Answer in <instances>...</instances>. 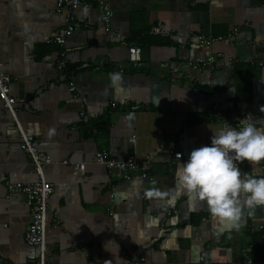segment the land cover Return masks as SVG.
I'll return each mask as SVG.
<instances>
[{
    "label": "crops",
    "instance_id": "crops-1",
    "mask_svg": "<svg viewBox=\"0 0 264 264\" xmlns=\"http://www.w3.org/2000/svg\"><path fill=\"white\" fill-rule=\"evenodd\" d=\"M103 1L113 36L99 19V0L69 13L54 11L57 0H0V72L11 77L15 99V119L0 99V264H33L38 255L23 238L30 210L5 186L39 178L19 149L21 133L51 159L42 171L52 188L46 264H131L134 257L141 264H264V229L257 230L264 208L245 212L235 228L183 195L174 210L144 196L153 179L175 191L177 166L225 125L239 128L251 116L264 127V68L247 63L264 50V0ZM68 24L74 30L61 47L53 38ZM202 37L234 63L196 68ZM132 46L141 49L139 68L128 61ZM61 60L67 65L59 69ZM117 72L122 79L114 82ZM98 151L146 162L151 177L108 174L94 162ZM239 168L253 173L247 161ZM254 174L264 176V161Z\"/></svg>",
    "mask_w": 264,
    "mask_h": 264
},
{
    "label": "clouds",
    "instance_id": "clouds-1",
    "mask_svg": "<svg viewBox=\"0 0 264 264\" xmlns=\"http://www.w3.org/2000/svg\"><path fill=\"white\" fill-rule=\"evenodd\" d=\"M112 80L119 82L120 73ZM247 161L253 173H242L239 164ZM264 161V127L247 116L239 121V128L225 125L214 133L210 146L191 151L187 162L175 172V191L161 190L153 179L144 190L148 200L175 202L183 195L189 205L204 204L211 217L221 224L241 227L244 213L255 215L264 208V176L254 174V168Z\"/></svg>",
    "mask_w": 264,
    "mask_h": 264
},
{
    "label": "built area",
    "instance_id": "built-area-1",
    "mask_svg": "<svg viewBox=\"0 0 264 264\" xmlns=\"http://www.w3.org/2000/svg\"><path fill=\"white\" fill-rule=\"evenodd\" d=\"M88 0H57L54 11L56 13H69L72 10L77 9V7L88 6ZM98 14L99 19L102 22L105 30L109 36H113V33L110 31L109 21L111 18V11L109 6L103 1L99 0L98 4ZM74 27L71 24H68L66 28L59 34L53 38V42L57 45L64 47L66 45L68 37L73 32ZM200 44L202 45L201 51L202 54L196 57L193 61V65L196 68L200 69H210L219 66H230L234 63V59L232 57H224L220 53H213L211 50V39L209 38H199ZM63 54V52H62ZM64 55V54H63ZM128 60L132 64L133 67H138L140 65V48L136 46H132L128 48ZM247 63L256 68H264V50L260 55H257L247 61ZM67 62L61 60L59 62L58 68L66 67ZM2 67V63L0 62V69ZM95 70L99 69V66L94 68ZM11 77L5 73L0 72V99L4 105V107L8 110L11 116L15 119V111L13 109V105L15 103V99L10 96V84ZM70 91L74 90V86L70 84ZM128 142H135V135H131L128 138ZM19 149L28 157L30 160L35 173L38 175L37 181L33 183H6L7 193H17L20 194L25 201V204L30 210V221L24 231L23 238L24 242L27 246L38 249V255L35 258L33 264H46L45 256H44V242H45V231H46V222H47V213H48V200L52 194V188L48 182H46L42 178V171L44 165L50 164L51 159L41 153L36 146L34 145V140L31 135L21 133V142L19 145ZM169 154L175 158L180 159L181 153H174L172 151ZM94 162L99 167L105 169V171L110 174L113 171H122L129 172L138 170L141 172V175L151 177L150 172L147 170L146 162H139L133 156H127L123 159H116L109 156L104 151H98L95 154ZM148 162V161H147ZM64 164H69L78 169L83 170L85 167V163H74L64 161ZM9 196H6L8 199ZM170 209L174 210V205L170 204ZM58 222H55L54 227H56ZM264 224H260L257 227V230H263ZM132 250H127L124 252V258L128 259V257L132 254ZM205 261V253H201L199 257V262L203 263ZM143 262V258L134 257V262L131 264H141Z\"/></svg>",
    "mask_w": 264,
    "mask_h": 264
},
{
    "label": "bare ground",
    "instance_id": "bare-ground-1",
    "mask_svg": "<svg viewBox=\"0 0 264 264\" xmlns=\"http://www.w3.org/2000/svg\"><path fill=\"white\" fill-rule=\"evenodd\" d=\"M128 51V50H127ZM140 53H141V49H140ZM129 61V60H128ZM130 62V61H129ZM141 66V58H140V65L138 67H134V68H139Z\"/></svg>",
    "mask_w": 264,
    "mask_h": 264
}]
</instances>
